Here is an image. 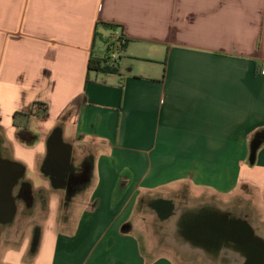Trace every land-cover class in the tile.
I'll use <instances>...</instances> for the list:
<instances>
[{"label":"crops","instance_id":"crops-1","mask_svg":"<svg viewBox=\"0 0 264 264\" xmlns=\"http://www.w3.org/2000/svg\"><path fill=\"white\" fill-rule=\"evenodd\" d=\"M97 23L128 40L118 74L87 70ZM55 129L91 162L73 229L55 233L52 213L33 257L31 237L0 264H176L131 223H166L152 204L174 197L153 193L173 186L246 187L264 217V142L249 163L264 135V0H0V159L30 180Z\"/></svg>","mask_w":264,"mask_h":264},{"label":"rangeland","instance_id":"rangeland-1","mask_svg":"<svg viewBox=\"0 0 264 264\" xmlns=\"http://www.w3.org/2000/svg\"><path fill=\"white\" fill-rule=\"evenodd\" d=\"M121 59L122 57L118 60V64H120ZM41 164L31 174H28L30 180L27 181L32 186L35 194L40 193L38 196L39 199L37 203L33 204L31 209H26L24 204L20 202L14 222L1 229L0 258L6 250L21 249L26 239L30 240L35 234L41 232L43 225L51 217L52 213H54L55 217V233L71 231L73 229V224L70 223V217H72L75 209L84 200L85 192L72 194L70 197H67L64 189L52 188L50 180L45 178L41 172ZM89 172L90 170L86 173L88 177ZM39 186L45 187V189H40ZM240 189L239 193L236 192V194L221 197L213 193L210 189L195 192L192 191L190 186L179 185L162 188L155 191L153 195L181 199L185 203L187 202L189 206L210 202L212 204L211 206L215 205L214 208L224 212L240 211L241 214H247V219L254 226L261 224L256 214L260 215L264 223V217L261 215V203L258 200H256L258 203H254L253 190H248L246 187H240ZM250 197H252V200L249 199ZM131 223L133 226L132 231L140 239L141 248L148 254L156 257L169 254L176 264H242V256L239 257L232 252H228L229 248L227 246L218 249H205L201 245L197 244L196 246L193 244L195 249L189 250L186 244L187 239L180 237L179 241L177 239L181 248L179 249L173 243L172 237L174 233L171 234L169 231L171 220L169 223L159 224L152 214L146 211H140L135 214ZM262 232L264 233L263 230ZM173 248L179 250L175 251ZM28 256L29 258L31 257L29 254ZM221 256L223 258L219 260ZM22 264H26V262L22 261Z\"/></svg>","mask_w":264,"mask_h":264},{"label":"flooded vegetation","instance_id":"flooded-vegetation-1","mask_svg":"<svg viewBox=\"0 0 264 264\" xmlns=\"http://www.w3.org/2000/svg\"><path fill=\"white\" fill-rule=\"evenodd\" d=\"M77 161L74 156L71 157L73 165L70 172L71 186L64 188L67 197L81 193L89 181L88 178L86 182H82L90 169L91 162L88 160L85 162ZM39 195L40 193L35 194L29 190L27 181H20L13 192L16 214L20 202L24 204L26 209H31L33 204L37 203ZM186 203L181 199H174L170 202L152 204L161 220L163 219L166 223L171 220L169 231L171 234L174 233L172 237L174 245L180 248L178 241L182 237L187 239L186 244L189 250L195 249L194 245L197 246V244L205 249H218L227 246L228 252L239 257L242 256V264H264V233L262 232V230L264 231V224L254 226L247 219V214H241L240 211H235L236 213L234 211L224 212L214 208L215 205L211 206L212 204L209 203H199L194 206H189ZM11 224L1 226L0 234L3 227ZM248 227H250L249 231ZM200 251L203 252L201 249ZM221 258L223 257L221 256L219 260Z\"/></svg>","mask_w":264,"mask_h":264},{"label":"water","instance_id":"water-1","mask_svg":"<svg viewBox=\"0 0 264 264\" xmlns=\"http://www.w3.org/2000/svg\"><path fill=\"white\" fill-rule=\"evenodd\" d=\"M264 142V135L257 133L250 144L249 163H255L256 153ZM47 155L41 172L50 180L54 189H64L71 186L70 172L72 170L71 149L64 143L61 132L55 129L46 142ZM25 168L16 162L0 159V228L11 224L16 215V202L13 196L15 187L24 178ZM85 174L83 181L88 180ZM164 203V201H161ZM248 231L250 227L247 228ZM251 262H253L251 260Z\"/></svg>","mask_w":264,"mask_h":264},{"label":"trees","instance_id":"trees-1","mask_svg":"<svg viewBox=\"0 0 264 264\" xmlns=\"http://www.w3.org/2000/svg\"><path fill=\"white\" fill-rule=\"evenodd\" d=\"M128 40L121 26L97 23L93 35L92 50L88 61V72L101 74H118V60L126 51ZM37 114H46V104L35 102L33 104ZM20 115V114H17ZM40 232L35 234L31 240L29 255L33 257L38 249Z\"/></svg>","mask_w":264,"mask_h":264},{"label":"bare ground","instance_id":"bare-ground-1","mask_svg":"<svg viewBox=\"0 0 264 264\" xmlns=\"http://www.w3.org/2000/svg\"><path fill=\"white\" fill-rule=\"evenodd\" d=\"M188 255V254H187Z\"/></svg>","mask_w":264,"mask_h":264}]
</instances>
